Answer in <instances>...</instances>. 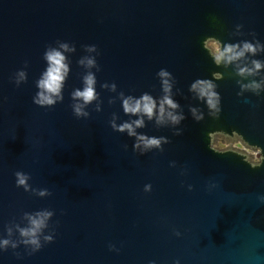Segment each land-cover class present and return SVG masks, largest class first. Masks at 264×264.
<instances>
[{"label":"water","instance_id":"obj_1","mask_svg":"<svg viewBox=\"0 0 264 264\" xmlns=\"http://www.w3.org/2000/svg\"><path fill=\"white\" fill-rule=\"evenodd\" d=\"M244 40L264 44V0H0V239L17 243L0 251V264H264V207L256 201L264 194V93L237 96L241 78L214 60L221 43ZM59 42L75 48L65 53L63 100L40 107L32 100L43 53ZM86 56L99 70L77 63ZM251 59L264 61V52ZM162 68L174 78L172 98L185 119L158 127L145 118L137 133L169 143L140 154L135 137L109 121L137 118L123 112L121 92L158 99ZM18 70L27 81L17 87ZM87 71L98 100L77 119L70 94ZM261 78L264 70L248 79ZM197 79L217 85L218 118L189 91ZM113 83L114 92L101 87ZM192 107L203 120L193 119ZM17 171L51 195L17 187ZM42 210L55 214L43 247L29 254L15 225ZM49 234L54 241L44 243Z\"/></svg>","mask_w":264,"mask_h":264},{"label":"clouds","instance_id":"obj_2","mask_svg":"<svg viewBox=\"0 0 264 264\" xmlns=\"http://www.w3.org/2000/svg\"><path fill=\"white\" fill-rule=\"evenodd\" d=\"M242 28V25H236L237 33ZM87 52H96L95 45L85 46ZM75 51L74 46H70L66 42H59L57 47L48 46L43 53V60L46 62V68L41 73L40 77L36 80L35 86L37 92L33 97L32 102L40 107H53L57 102L63 100V88L67 80L70 67L68 59L65 56L66 52ZM264 52V44L260 41L251 42L248 40L240 41L237 43H221L218 54L214 57L215 63L218 66L225 68L232 66L235 75L240 77L237 80L240 91L237 96H243L245 92H251L255 96H260L264 93V78L260 80L248 79L249 77H256L264 70V61L258 59L248 60V57L256 56L258 53ZM244 61V63H241ZM77 63L86 69L96 68L99 70L95 57L86 56L82 57ZM160 81L162 95L157 99L149 93H142L139 97L125 96L123 92L119 93L121 100V107L126 115L136 116L134 120L124 121L116 124V117L113 115L112 120L109 121L111 128L120 133H127L129 137H135L133 144V151H139L140 154L151 151L153 149L163 151L162 145L169 143L166 137H148L143 134H138L137 129L145 126V118L149 121H154L156 126H176L185 119L180 105L172 98V89L174 86V78L172 74L166 69H160L156 73ZM247 80V83L242 81ZM27 81V73L24 70H18L15 74L13 83L18 87L21 83ZM82 88L74 89L71 92V99L74 103L71 105L72 113L77 118H87L89 113L84 109L98 100V94L95 89L96 77L91 71H87L82 77ZM102 88H107L110 91H116V85L102 84ZM217 85L213 80L197 79L189 87V91L195 95V98L206 104L208 115L213 119L219 117L220 108V95L215 90ZM111 102V101H110ZM249 101L245 99V103ZM254 107V105H253ZM96 110L99 111L97 104ZM193 119L199 122L204 119V114L197 108L189 109ZM180 135L179 129L174 133ZM127 146L125 145V148ZM15 185L21 187L25 192L31 191L33 194L44 197L49 196L51 193L47 189H32L28 184L30 176L21 171L14 173ZM215 187V185H213ZM145 192L151 191V185L146 184L143 189ZM189 191L191 186L189 185ZM257 206L264 207V194L256 196ZM55 213L51 210H42L36 213H24L23 218L27 220V225L21 227L15 225L16 231L21 237L20 243L30 247L29 254L39 251L43 244L41 243V234L45 228L48 227V221ZM8 236L12 235V227L6 229ZM175 235L179 236L180 233L176 232ZM44 243H52L54 235H44ZM9 247L15 249L17 243L9 239H0V251H6ZM110 250H115L114 246L109 245ZM151 264V262H150ZM179 264V261L174 262Z\"/></svg>","mask_w":264,"mask_h":264},{"label":"rangeland","instance_id":"obj_3","mask_svg":"<svg viewBox=\"0 0 264 264\" xmlns=\"http://www.w3.org/2000/svg\"><path fill=\"white\" fill-rule=\"evenodd\" d=\"M214 47H216V45H214ZM217 145L219 146V147H221V148H223V147H226V146H228V145H232V146H239V147H241L242 148V146L239 144V143H237V142H231V143H221V140H218L217 141ZM245 149V148H244ZM246 151H247V153L251 156V159L253 160V161H257L258 160V158L256 157V154H257V151H255V150H250V149H245Z\"/></svg>","mask_w":264,"mask_h":264}]
</instances>
